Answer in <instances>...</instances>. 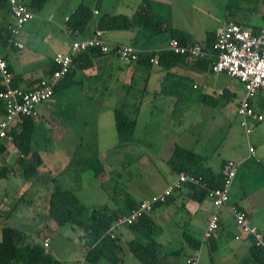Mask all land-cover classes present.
Segmentation results:
<instances>
[{
	"label": "crops",
	"instance_id": "obj_1",
	"mask_svg": "<svg viewBox=\"0 0 264 264\" xmlns=\"http://www.w3.org/2000/svg\"><path fill=\"white\" fill-rule=\"evenodd\" d=\"M25 1L26 3H29V0ZM86 1L90 2L87 4L91 5L93 12L94 10H98L97 14L93 13L94 15L92 22H95V24L104 13H123L132 15L141 4H143L145 1H148L150 6L155 11L167 17L169 29L177 28L180 30H184L189 35L190 41L206 42L211 37H215V32L220 27L218 26L212 31H208L207 29L204 30L202 28L201 22L197 23L199 19L192 13V8L199 9L200 12H207V7L203 5H212L215 0H58L56 5L53 6V9L49 11V18H55V23H58V25H60L64 29L65 35L67 37L66 40H62L60 43H53L43 51H38L40 56L33 59L31 57H28L27 53L20 54V52H18L21 49L25 48L26 43L24 38L27 39L29 36L28 33L25 34L24 32H22L21 29L18 33L13 35L11 34L12 42H8L5 48H0V52L7 60L9 67L12 68L14 75L17 76L16 78L18 79L19 86L27 88L32 87L35 82H37L42 76L48 73L46 72V69L47 66L52 63L54 55L59 51H65L68 49L70 38L65 31L66 26L64 24L61 25V23H66L67 18L72 14V12L81 3H85ZM229 1L230 0H227L226 2L227 11L225 13L224 21L232 20L252 28L255 26L259 27L261 25H264V0H243V10L238 11V15H232V13H229L228 7L231 5V3H233H230ZM13 21L14 20L11 16L9 5L5 0H0L1 36L6 37L10 34L8 24L12 23ZM91 28H88L86 32L80 36H86L90 34V32L92 31ZM197 29H200L201 33H199ZM111 33L113 38L110 41L133 44L141 51L164 49L166 48L167 41L170 37L169 31H167V33L169 34L168 37L166 38V40H164V44H160L155 43V38H151L148 32H145L144 30L138 28L128 30H112ZM15 42H20L23 44V46L18 47ZM41 57L43 58V62ZM90 60L92 64L90 66H85L86 61ZM118 61L122 64L118 63ZM176 63H186L187 65L194 67L196 69L195 72L199 74H206L210 72V74L207 75V78H210V81L208 83L206 82V84L203 86L204 88L201 94L198 97L194 98L195 101L205 102V96L208 95L216 98L218 100V104L220 102L219 98L222 99V101L225 100V102L230 103L231 100H234L237 97V95L242 93L243 96L244 94L242 85L238 82L237 79L230 77L225 73H214L210 65L206 66V64H200V62L195 60H188L181 57L173 58L172 61L170 59L166 64L162 62H160L159 64H149L139 61L125 63L113 53L102 54L98 51H89L88 53L83 54L78 59L76 68L73 72L74 81L83 83L86 78L92 79L100 76L101 74L110 77L107 86L105 85V83H103L101 87L96 86L94 90L93 87H89L90 85H88V93H91V91L94 92L93 96H97V93L99 94L100 91H103L104 93L108 92L107 88L110 89L112 85H123L124 81H121L122 76H125V81H127L129 77L131 81L132 79L134 80L136 76L144 77V83L137 90L134 89V91L131 90L132 86L130 85L125 89L123 88V90L128 94H130L131 91L132 93H137V95H134L133 99L131 100V106L134 110V116L132 115L131 117H134L136 119V128L134 131L135 135L133 133V138L131 141H119L114 117V108L119 106L120 101V104H124L127 107L128 100H126V98H122L119 101L118 98H115V101L110 103L108 100H105V95H103V100L100 106H95L93 104L94 99H96V97L93 96H89L90 100H86L83 103H80L77 100L71 102V107L73 109L95 108L98 110L97 112H95V118L92 121V124L94 125L93 129L95 131L88 128V124L90 122L85 121L83 123V129L79 130L80 136L77 140H94V142L97 141L95 151L92 154L98 152V155H102V153L104 152V148L106 147L103 142L106 140L115 139V143H111V149L114 148L111 154L114 161L111 162L109 160L107 162L108 165H113L114 163H117L116 165H120L122 162L126 161L127 156L130 152V154L132 155L135 154L136 159H139L141 157V161L139 163L140 165L138 167L140 168L142 173H150L152 175V177L150 178L151 180L154 179V175L155 178L158 175H161L159 177V180L164 179V175L166 173L163 175V172H167L168 169L165 168L164 171H161L157 166L159 162L156 159L157 157L160 158L161 156L162 158H165V161L167 163L166 165H169L168 158L170 152L173 146L178 142L176 141V139H173L171 143L168 144L167 152H160L161 155H158V152L156 151L155 158H142L145 154L143 150H146L148 152L151 141L154 140L155 136H157V133H155L154 135L153 127L150 126L149 122L143 120L142 113L147 104L153 105L154 108H160L158 103L161 99L160 96L164 89L160 85L152 83L153 77L161 75L163 81L164 77L169 75L168 70H153V67L167 65V68L170 69L169 66ZM147 68H151V71L147 72ZM222 80H224V82ZM174 88L175 90H167L168 92H173L174 94L171 98V105H169L171 110L176 109L178 103L182 99L180 95L182 92L180 86L174 85ZM96 90L97 92H95ZM158 94L160 96L157 97ZM263 95L264 94H261L259 98L254 101L257 110L261 113H264ZM110 97L111 95L108 96L109 100ZM43 103H46V101ZM53 104H60V102L55 100L54 102L49 104L50 106L45 105V108L42 110V118H35V130L38 123L41 125L43 124V121H45L46 123H48V125L41 126L42 128L45 127L44 131H54V129H52L50 125V118H52L50 108H53L51 107L53 106ZM62 105H68V103H62ZM3 116L4 110L2 107H0V120L3 118ZM225 123L226 121L219 120V125H224ZM226 125L230 126V124L228 123H226ZM67 130L71 131L72 133L77 132V129L73 124L71 125V128ZM67 130H64V133L67 132ZM252 132H254V134L247 135L246 140H244L247 148H242L241 144H238L239 142L231 139V136L227 135L224 139L225 141L227 140L226 145H228L226 155L221 156V154H219V160L214 163H209L208 159L206 162L216 173L221 172L224 162L228 159H234L240 162L237 175L235 176L231 187V201L239 204L241 207L246 209L249 213L251 222L264 232V125L257 126V128H254V131ZM94 133L96 134V136H94L96 137V139L92 137L86 138L89 135L93 136ZM136 133L138 134L136 135ZM32 145L33 152L37 151L41 156V153L38 150L35 141H33ZM3 146L5 147L3 151L0 150V167L3 162H5L11 168V170H13V172L7 177H2L0 175V205H2V208L6 207V204L10 199L9 194L12 190H14L4 184L3 181L5 180H7L8 183L13 182L15 184H18L17 182L22 179L18 192L25 191L27 188H30L37 183L38 185L42 186L43 191H40L38 194H36V196H38L39 198L41 196H45V198L49 200L50 193L55 188L56 183L50 182V180L45 179L46 176L45 178L42 177V174L40 172L41 168H39L37 174H35L31 179L24 178L17 165V160L20 153L17 146L11 140L7 139L4 140ZM250 146L254 147V153L250 151ZM109 147L110 146H107L106 149L109 150ZM140 151H143L144 153H139ZM51 153H53V150H51ZM100 164H102V162ZM167 167L170 168V166ZM115 168L116 166H113V169H108L103 166V170L101 171L99 176H97L98 180L101 183L109 180L107 169L108 171L112 172V170H114ZM177 176V173H175L173 177H170V175L167 174L162 185L154 184V182L147 184L148 179L146 177H142L141 180L137 179L136 182H134V184L129 187V189H124V195H121L122 202L119 205L117 203L116 205H111L110 208H123L124 210H126L125 206L128 204V202L125 201L123 197L132 198L135 199L136 202H138L145 197H150L156 193L164 191L168 187V185H170L175 179H177ZM143 180H145V182ZM184 190H187V188L183 187V189L178 190L175 193L176 195L181 194L182 198H184L181 205H183L184 209H186L190 213L199 210L204 211L206 213L207 223L209 216L214 210L212 200L206 197L203 201L198 202L195 199L190 198L188 196V192ZM18 192L14 190L12 195L22 196L21 194H18ZM172 198H170V200ZM162 206H160L159 208H161ZM2 208L0 207V215H7L8 213L4 212ZM159 208H157L156 210H158ZM16 209L17 206L12 211H10L11 214ZM4 226L6 225H1L0 228ZM0 231L1 239L2 229ZM120 234L127 235L128 238L134 237V233L130 229H124V231L120 232ZM237 235H241V237L237 238ZM252 243L253 242L251 237L240 234V230L234 220L233 215L230 213L227 207H223L221 209V224L217 232V236L203 240L199 250L200 254L202 253V251L206 250L207 256L208 254L210 256V264H241L243 259L248 260L251 256L253 258L254 254ZM190 251L191 250H189V252Z\"/></svg>",
	"mask_w": 264,
	"mask_h": 264
},
{
	"label": "rangeland",
	"instance_id": "obj_2",
	"mask_svg": "<svg viewBox=\"0 0 264 264\" xmlns=\"http://www.w3.org/2000/svg\"><path fill=\"white\" fill-rule=\"evenodd\" d=\"M57 1L58 0H47L42 9L34 11L35 17L24 25L21 31L25 34L28 33L29 36L27 38L28 40L24 38L26 45L24 49L18 51L20 54L27 53L28 57L35 59L40 56L38 51H43L53 43H60L62 40H66L67 37L64 29L58 25V23H55V18H49V11L53 9ZM242 1L243 0H230L229 2L233 3L228 7L229 13L238 15V11L243 10L242 6H244V4ZM226 2L227 0H215L212 5L208 3V5H203L207 7V12H200L199 9L192 8V13L199 19L197 23L201 22L202 28L208 31L222 26L227 11ZM85 3L87 4L90 2L86 1ZM63 24L66 26V23H61V25ZM197 31L201 33L200 29H197ZM111 32L112 30L107 32L109 40L113 38ZM168 35V33L157 35L154 37L155 43L164 44V40H166ZM119 61L118 63L122 64ZM167 67V65L153 67V70H168L169 75L165 76L163 81L161 75L155 76L152 79V83L160 85L163 87L164 91L161 93V96L159 95L160 93L157 95V97L160 96L161 98L158 103L160 108H154L153 105L147 104L143 109V120L149 122L150 126L153 127L154 135L157 133V136L151 141L148 152L143 150L145 154L142 158H155L156 151L158 155H161L160 152L166 153L168 144L171 143L173 139H176L178 142L177 144L190 147L194 151L207 156L209 163L218 161L219 154H221V156L226 155L228 145H226L227 140L225 141L224 139L227 135L231 136V139L239 142L238 144H241L242 148H247L244 143L247 134L241 127L239 122L240 118L237 114V103L238 100L241 99L242 93L237 95L230 103L225 102V100L222 101L220 98L218 105H212L203 101H195L194 98L201 94L204 88L203 86L206 82L208 83L210 81V78H207L210 72L206 74L196 73V69L186 63L173 64L169 66L170 69ZM146 71L150 72L151 68H147ZM124 77L125 76H122L121 78V81H124L123 85H112L110 88L111 90L107 88L108 92L104 93L100 91V95L97 93V96H93L94 92L91 90V93H88V85H90L89 87H93L94 90L96 86L101 87L103 83L107 86L110 78L109 76L101 74L92 79L86 78L83 83L71 81L68 87L58 90L56 94L46 101V103H42L38 106L39 114L37 117L42 118V110L45 108V105L50 106L49 104L55 100L60 102V104H53V106H51L53 108H50L52 117L50 118V125L54 131H44L45 127L42 128L41 126H47L48 123L43 121V124H37L33 136V141L37 144L38 150L41 153L40 157H42V164L39 166V168H41L40 172L42 177L45 178L46 176L45 179L50 180V182H55L65 189L75 191L85 205L90 208L102 204L111 206L117 203L119 205L122 202L121 195H124V189H129L137 179L141 180L142 177L148 179L147 184L154 182V184L162 185L167 174L170 175V177L175 175V172L167 167L169 165H166L165 158L161 156L156 159L159 162L157 166L161 171H164L165 168L168 169L167 172H163V175L166 174L164 175V179L161 180H159L161 175H158L156 178L154 175V179L151 180L150 178L152 175L150 173H142L138 167L141 157L136 159L135 154L132 155L130 152L126 161L122 162L120 165H116L117 163L108 165L107 162L109 160L111 162L114 161L111 155L114 148L111 149V143H115V139L103 142L106 147L110 146V149L108 148L109 150H107L105 147L102 155H98V152L92 154L95 151L97 141L77 140L80 136L79 130L83 129V123L85 121H89L88 128L95 131L92 121L95 118V112L98 110L95 108L73 109L71 107L72 101L77 100L83 103L86 100H90L89 96H93L96 97L93 104L95 106H100L103 95L106 97L105 100H108L110 103L115 101V98H118L119 101L122 98H126V100H128L126 111L129 115L134 116L131 100L137 93H132V91H134V89L137 90L144 83V77L136 76L132 81L130 77L125 81ZM222 81L224 82V80ZM129 85L132 86L130 94L123 90V88L125 89ZM174 85L180 86L182 90L180 94L182 99L178 103L177 108L171 110L169 105H171V98L174 94L167 90H175ZM95 92H97V90ZM109 95H111L110 100L108 99ZM120 102L119 106L121 105ZM62 103H68V105H62ZM219 120L226 121L230 126H227L226 123L224 125H219ZM72 124L77 129V132L72 133L67 130L71 128ZM259 125H264V120L254 124V128H257ZM64 130H67V132L64 133ZM137 134L138 133H136V135ZM253 134L254 132L249 135ZM94 136H96L95 133L93 136L89 135L86 138L92 137L96 139ZM51 150H53V153H51ZM143 151L139 153H144ZM99 161L102 162L101 165L108 169H113V166H116L112 172L107 169L109 180L104 183L98 180L95 175V170L88 167L89 163L96 164ZM143 181L145 182V180ZM3 182L9 188L11 187V189L18 192L22 179L17 182L18 184L13 182L8 183L7 180ZM14 190H10V199L6 207L2 208V205H0V207L8 214L11 213L10 211H12L16 205L17 209L14 210L11 215H0V226H14L20 230H24L28 239L37 240V234L44 225L47 224L52 228L55 224L54 220L49 215L48 200L45 196H41L40 198L36 196L40 191H43V188L36 183L25 191L18 192V194L22 196L12 195ZM176 192H174L173 198L169 202L163 204L161 208L153 213V217L158 224L154 236L165 247L170 246L172 248L185 246V240L183 238V231L185 230L197 238L202 239L206 226V213L201 210L190 213L184 209L183 205H181L184 198H182L181 194L176 195ZM1 229L2 228H0V230ZM124 229L129 228L128 226H123L118 232H123ZM49 230L51 231V243L48 249L55 257L61 259L66 264H88L84 262V249L79 243L81 231L78 228H74L71 224H66L57 229L49 228ZM120 238L126 250L125 264H142L127 249L126 242L129 240L128 236L120 234ZM209 257V254L207 256L206 250L202 251L199 264H210ZM100 264L109 263L102 262Z\"/></svg>",
	"mask_w": 264,
	"mask_h": 264
},
{
	"label": "trees",
	"instance_id": "obj_3",
	"mask_svg": "<svg viewBox=\"0 0 264 264\" xmlns=\"http://www.w3.org/2000/svg\"><path fill=\"white\" fill-rule=\"evenodd\" d=\"M46 2L47 0H29L27 5L31 10L35 11L42 9ZM93 13L91 5L84 2L72 12L66 21V29L71 37H84L80 35L92 26V31L88 35H91L96 28H102L106 31L138 28L148 32L151 38L169 31L170 37L178 38L181 43L188 44L190 42L189 35L184 30L177 28L169 29L167 17L155 11L148 1L141 4L132 15L104 13L96 24L92 22L93 15L95 14ZM259 27L255 26L253 29H258ZM11 34L10 32L6 37L0 34L2 37L0 48H5L8 42H10ZM214 39L215 37H211L206 43L210 46ZM89 51L96 52L98 49L92 48ZM89 51L82 52L75 58V66L66 76L58 81L54 94L58 90L68 87L71 81H74L73 72L76 68V63L83 54ZM155 56H158L160 62L165 64L170 59L172 61L173 58H184V56L170 53L164 48L161 50L141 51L136 61L151 64V58ZM213 60V57L210 56L195 61L200 62V64H206V66H211ZM91 64V60L86 61L85 66H90ZM55 67L56 65L52 61L47 66L46 72H52ZM9 69L12 71L11 67ZM16 77L14 75L12 86H19ZM2 87L0 79V89ZM212 97L206 95L205 102L217 105L218 100ZM0 107L3 108L1 102ZM114 117L119 141H131L136 128V119L129 115L124 104L114 108ZM34 132L35 117L30 115L23 116L22 122L11 127L8 131L12 136L11 141L20 152L17 165L19 171L26 179H31L37 174L39 166L42 164L39 153L37 151L33 152ZM4 148L3 143H0V150L3 151ZM206 161L207 156L179 144L173 146L168 158L170 169L178 175L181 172H186L187 174L203 177L204 186L185 182L178 189L187 188L188 196L198 202L208 197V188L219 187L224 182L223 167L220 173H216ZM88 167L95 170L96 176H99L103 170L100 162L96 164L89 163ZM12 172L13 170H11L8 164L3 162L0 167V175L7 177ZM173 194L164 203L158 204L152 212L142 214L137 220L128 225V228L134 233V237L129 238L126 242V247L142 264H183L185 257L192 251L200 249L202 245L203 240L190 234L187 230L183 231L185 246L180 248L165 247L154 236L158 224L153 217V213L157 208L169 202ZM124 200L128 202L125 206L126 210L123 208H110V206L105 204L90 208L85 205L73 190L65 189L56 184L48 200L49 215L55 222L54 226L51 228L47 224L44 225L37 234V240L28 239L24 230H20L14 226L2 227L0 264H66L61 259L55 257L44 244L45 238H50L51 231L49 228L57 229L66 224H71L74 228H78L81 231L79 243L84 249V262L88 264H100L102 262L125 264L126 250L121 243L120 232L117 231L114 236L108 233L114 221L119 216L128 213L132 208L136 207L139 202H136L132 198H124ZM252 247L253 258L251 256V259H243L241 264L264 263L259 248L254 243H252ZM189 250L191 251L189 252Z\"/></svg>",
	"mask_w": 264,
	"mask_h": 264
},
{
	"label": "built area",
	"instance_id": "obj_4",
	"mask_svg": "<svg viewBox=\"0 0 264 264\" xmlns=\"http://www.w3.org/2000/svg\"><path fill=\"white\" fill-rule=\"evenodd\" d=\"M10 8L13 22L8 24L9 31L18 33L24 25L35 17L25 0H5ZM97 14L98 10H94ZM68 19V18H67ZM67 50L57 52L53 57L55 69L42 76L30 87L12 86L13 72L9 69L7 60L0 52V79L3 87L0 89V102L3 105L4 116L0 120V143L5 139L11 140L9 129L22 122L23 116L37 118L38 106L50 99L55 92V86L60 79L66 76L75 66V58L82 52L98 49L102 54L113 53L123 62L130 63L139 58L141 50L129 43L110 41L102 28H96L91 35L84 37H71ZM12 42V39H9ZM2 38L0 37V46ZM18 47L23 44L15 42ZM173 54L184 56L188 60H198L213 57L211 69L214 73H225L238 80L242 85L244 94L239 100L237 114L239 122L245 133L249 135L256 124L264 120V113L257 110L255 100L264 94V25L258 29L245 26L241 23L225 20L216 32L212 45L206 42L190 41L183 44L176 37H169L166 48ZM152 63L159 64L158 56L151 58ZM254 153V147L250 146ZM240 162L228 159L223 164L224 182L219 187L208 188V198L212 200L214 210L207 220L202 240L217 236L221 224V209L227 207L233 215L240 230V234L249 236L259 248L264 259V232L251 222L249 213L239 204L231 201V187L237 175ZM185 182L204 186L202 176L181 172L177 179L168 187L150 197L138 202L128 213L119 216L113 223L109 232L112 236L122 228L133 223L142 214L152 212L160 203H164ZM240 238L241 235H237ZM46 247L50 245V238L44 240ZM200 250H194L184 259L183 264H199Z\"/></svg>",
	"mask_w": 264,
	"mask_h": 264
}]
</instances>
